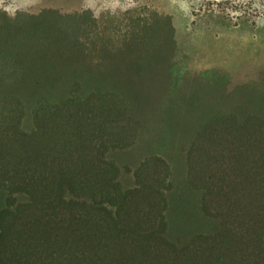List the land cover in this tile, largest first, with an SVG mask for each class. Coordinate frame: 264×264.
Instances as JSON below:
<instances>
[{
  "label": "trees",
  "instance_id": "trees-1",
  "mask_svg": "<svg viewBox=\"0 0 264 264\" xmlns=\"http://www.w3.org/2000/svg\"><path fill=\"white\" fill-rule=\"evenodd\" d=\"M175 50L157 13L0 12V264H264V69Z\"/></svg>",
  "mask_w": 264,
  "mask_h": 264
},
{
  "label": "rangeland",
  "instance_id": "rangeland-1",
  "mask_svg": "<svg viewBox=\"0 0 264 264\" xmlns=\"http://www.w3.org/2000/svg\"><path fill=\"white\" fill-rule=\"evenodd\" d=\"M89 10L98 17L126 12L169 18L178 68L217 71L227 89L258 78L264 69V0H0V12L36 15Z\"/></svg>",
  "mask_w": 264,
  "mask_h": 264
}]
</instances>
